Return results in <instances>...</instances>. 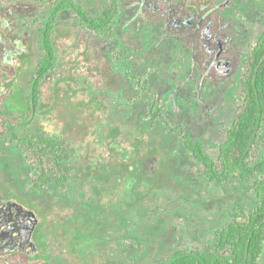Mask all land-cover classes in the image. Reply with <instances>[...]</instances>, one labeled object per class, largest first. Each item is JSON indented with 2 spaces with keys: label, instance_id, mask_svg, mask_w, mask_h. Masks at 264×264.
<instances>
[{
  "label": "rangeland",
  "instance_id": "obj_1",
  "mask_svg": "<svg viewBox=\"0 0 264 264\" xmlns=\"http://www.w3.org/2000/svg\"><path fill=\"white\" fill-rule=\"evenodd\" d=\"M88 1L84 0L85 4L90 6L91 4ZM121 1L122 13L118 32L121 35L126 34L127 37H132L129 46L133 42L138 49L143 45V38L147 39L146 46H148L149 54L148 57L147 52L145 55L146 61H149L147 70L148 72L151 71L154 76L157 74V70L160 73L157 81L153 78L154 76H151L150 79V84L156 89L158 96L161 98L164 92H170L168 89L169 84L172 83L171 80L174 83L176 81L192 82L190 80L192 74L190 73V59L192 55L188 44L189 30L187 28L182 32L162 30V25L165 21L167 22V17L164 19L163 12L169 11L168 15L175 17L176 20H182V16L189 17L186 16L188 14H186L185 0ZM215 2H221L222 6L210 16L211 19H202L201 26L197 24L198 16L197 18H190V16L188 26L193 29L202 27L200 31L207 26L206 38L208 36L212 38L218 35L217 27L220 23H223L221 35H224L222 36L224 39L229 40L230 50L228 54L233 55L236 66L233 67L229 75L220 73L218 77L213 76L207 80L200 74L204 66L193 74L197 77L201 76L198 83L206 85L207 88L209 86L210 92L214 91V94L223 95L224 101L216 117L215 111L210 113H213L215 119L210 120V122H214V125L208 129L204 128V121L202 123L195 118L197 114L192 115V111L189 110L191 109L189 100L186 101L184 106L180 103L178 108L180 112H187L185 115L188 116L190 122H193L192 127L204 129L203 137H205L207 151L217 160L218 150L211 149L210 145L224 140V136L220 132L221 128L236 117L237 107L242 103L239 83L244 73L242 61H244L243 58H245L250 46L257 42L262 33L264 0H225L224 2L223 0H215ZM139 3H142V6L148 12L146 16L139 12ZM225 3L227 4L225 5ZM154 5L157 6L154 7ZM89 9L93 11L92 8ZM39 10H41V6L36 5V12H39ZM67 17L73 18L71 15H67ZM72 22L76 27H79L78 22L74 20ZM143 29H148L150 34L146 36ZM201 40V43H203L204 39ZM160 45H163V47ZM18 47L23 54L20 59L10 64L13 66V70H7L13 81L6 85V80L2 75L7 71L0 70L2 74L0 76V91H3L4 87L7 86L6 91L8 90V93H10V97L17 99L20 95L19 81L29 67V59L24 55L28 46L22 42ZM173 58L175 59L174 64L171 63L169 67V62ZM121 67L122 65L119 64L117 69L120 70ZM142 67L144 66L139 65L134 68L143 73L145 69ZM96 68L92 67L95 72ZM154 69L157 70L153 72ZM160 82H162V87ZM75 86L87 96L91 94L93 89L92 83L77 82ZM183 88L185 91L190 92L189 85ZM225 91L228 94L226 103ZM1 93L5 96L4 91ZM161 100H163V97ZM49 111V119L45 116L44 120H48L50 129L56 127L61 129V125L56 122L59 113L55 108ZM166 111L165 115L170 118L173 111L172 103H169ZM132 113V109L119 107L116 112L111 113L110 121L103 124H99V121L90 126L91 128H88L85 134L87 137L88 135L90 137H101L103 136L100 132L102 128H111L114 124L113 121L122 122ZM104 119L105 117L101 118V120ZM78 125H81V123L78 122ZM137 129L140 132L146 131V121L143 119L138 121ZM109 135L115 138L117 143L121 137V133L118 131L109 133ZM137 142L135 140L132 145ZM149 145L151 146L152 143H149ZM166 145L172 146L170 141L166 142ZM10 148L8 144L2 145L0 143V172L3 173L2 181L4 183V190L0 197L12 198L30 206L27 203L28 200L24 198L25 195H28L27 198L29 197L30 200L36 199V203H40L46 210L54 208L55 215L60 221L65 220L68 211H66L67 206L73 204L71 207L75 209L74 213H78V209L75 207L77 205L75 203L77 183L74 179L68 184L70 190L67 188L60 191L52 184L43 188L38 194L29 195V179L35 174V170L27 167L21 157H17V161L13 160L14 158L5 160L7 156L13 157V154L9 153L10 150L8 149ZM117 149L120 154L126 155L124 152L126 150L125 146L119 143ZM175 150L182 153L181 150L176 148ZM76 151L79 155L77 164H84L82 157L85 156V148L78 144ZM180 157L181 155H178L177 167L180 169L181 174H177L175 182H173L174 176L172 177L169 171L174 167L175 162L162 159L150 163V170H147L143 169V163L139 161L128 162L127 158L122 156L126 160L125 170L126 164H128V170L134 169V174L128 173L129 177H123L119 174L117 186H114V189H112L113 185L107 186L105 189L101 184L102 180L96 181L97 184L92 186L94 192L92 200L88 201L86 199L84 200L85 204L80 205L83 210V217L76 218V216L70 218L67 222L64 241L68 254L64 251L61 255L58 254L61 247H57L56 242L59 241V244H61L62 239L60 236H53L52 247L48 248L47 251L45 250L49 255L47 260L42 262L37 259L29 264H133L135 259H138L140 264H161L180 249L210 251L211 244L215 241L216 230L232 220L230 212L241 204L245 205L247 210H252L255 195L251 192L248 182H242L235 178L220 188L211 183L210 185H204L202 179L203 168L193 158L185 157V160H181ZM220 167L221 165L218 163V168L220 169ZM154 170L162 172L163 176L161 178L164 179L165 177V181H168V183L156 185L159 183H156L152 176ZM168 177L170 180H168ZM86 184L83 182L81 189L84 190L85 188L86 192H89ZM119 187L121 190L118 189ZM223 197L225 200H223ZM57 205L58 208H55ZM101 212L107 213L106 216H102ZM6 259L7 264H10V262L12 264H24L25 260L23 256L17 257V255H7ZM260 264H264V254Z\"/></svg>",
  "mask_w": 264,
  "mask_h": 264
},
{
  "label": "flooded vegetation",
  "instance_id": "obj_2",
  "mask_svg": "<svg viewBox=\"0 0 264 264\" xmlns=\"http://www.w3.org/2000/svg\"><path fill=\"white\" fill-rule=\"evenodd\" d=\"M55 1L57 0H0V70H13V66L10 64L21 58L23 53L18 46L22 42L28 46L24 55L29 59L27 72L19 81L20 95L18 99L10 97V93H8V90L6 91L7 86H5L3 90L5 96L1 93L3 91H0V110L8 109L14 113H22L27 110L26 105L30 92V79L36 73L37 66L43 58L41 29L46 24L47 16L51 13ZM74 1L83 4L94 15L101 13L107 6L106 0H92L94 4H91L90 6L86 5L84 0ZM224 1L225 0H223V2ZM185 3L187 6L186 14H188L186 16H191L190 18H197L198 16V25H201V22H203L202 19L204 18L211 19L210 16L222 6L221 2H215V0H185ZM226 4L227 3H225V5ZM36 5L41 6L39 12H36ZM156 6L157 5H154V7ZM89 8H92L93 11ZM121 9L122 1L119 0V10L116 15V23L113 25V34L111 35L99 34L85 26L69 8L63 9L59 13L57 30L52 37L55 44L57 63L54 69H51L45 74L41 82L40 100L41 104L44 103L45 108L43 111L40 110L37 113L35 121L30 126L32 128L39 126L48 135H53L48 120L45 121L44 119L45 116L47 118L48 115H50L49 110L54 108L56 99L65 95L68 97L67 99L72 100L75 103L80 102L87 104V109H83L84 107L81 108V110H83V115L85 117L89 116L91 111H94V117H96V119L98 118L96 123L100 121L99 124L110 121L111 113L116 112L119 107L132 109L133 113L122 122L115 120L113 121L114 124L111 128H102L100 132L103 136L101 137L89 136L86 139L82 137L73 138L66 130L57 133V136H70L73 138L74 146L71 148V152L74 153L75 157L71 159L70 164L74 170L72 171V177L69 183H71L73 179L77 183V190L75 191V203L77 205L75 207H77L78 213L83 212L80 205H84L85 198H80V193L83 191L81 189L83 181L79 178L77 172H79V170L81 171V169L87 165L91 166L93 169H96V174L102 175V178H105L101 181L103 187L106 189L107 186L113 185L112 189H114V186H117L119 175L116 171L118 156L117 147L119 143L126 147V150H124L126 155H123V153L120 155L126 157L128 162L139 161L143 163V169L150 170V163L162 159L175 162L174 167L169 171L172 177L174 176L173 182H175V176L181 174L180 169L177 167V161L179 160L178 155H181V160H185V157H189L190 159L193 158L194 161L203 168L202 179L204 180V185H210L209 181L205 178L204 165L197 159L194 151L184 142V136L179 130H170L168 126H181L189 140L194 143H200L203 151L215 160L207 151L205 137H203L204 129L195 126L192 127L193 122H190L188 116L185 115L187 112L181 111V113L178 107L180 103L184 106L186 101L189 100L191 105V109L189 110L192 111V115L197 114L195 118L201 122H205V129L213 127L214 122H210V120L214 118V116L213 113H210L215 111V117L219 114L218 111L221 109L224 96L217 93L214 94V91L210 92L209 86L207 88L206 85L198 83V79L203 76L207 80L213 76L218 77L220 73L222 75H229L233 67L236 66L234 58L232 57L233 55L228 54V51L230 50L228 43L229 40L224 39L222 37L224 35H221L223 23H220L217 27V30L219 31L218 35L221 36L216 34L217 36L212 38L208 36V39L206 38L208 30V28H206L207 26L201 31L200 29L202 27H197V29L189 28V17L182 16V20H176L175 17L168 15L169 11L163 12L164 19L167 17V22L165 21L162 25L163 31L175 30L182 32L186 30V28L189 30L190 37H188V44L190 45L189 49L192 55L190 59V73H192L190 80H192V82L176 81V83H174L171 80L172 83L169 84L168 89L170 92H164L161 95L163 100H161L156 89L150 84L151 76H154V74H151V71L148 72L147 70L149 64V61H146L145 59L146 52L147 57L149 55L147 50L148 46H146L147 39L145 37L143 38V45L138 49L133 42L131 46H129L132 37H127L126 34L121 35L118 32V25L122 13ZM138 9L144 16L148 14L145 7L142 6V3H139ZM67 15H71L73 18L67 17ZM70 19L78 22L79 27H76L72 22L73 20L71 21ZM205 23H207V21H205ZM162 30L161 32H163ZM144 31L146 36L150 34L148 29H145ZM202 38L204 39L203 43H201ZM160 46L163 47V45ZM243 60L242 68L244 69L245 58H243ZM174 61L175 59L173 58L168 66L170 67L171 63L174 64ZM119 64L122 65L120 70L117 69ZM139 65L144 66L142 68L145 69V72L142 73L134 68ZM160 65L164 67L163 64L160 63ZM93 66L97 67L96 72L92 69ZM203 66L204 69L200 72L201 76L197 77L193 74L195 71L198 72V69ZM156 70L157 69H154L153 72ZM9 71L3 73V75L0 72V76L2 75L6 80V85L13 81ZM156 72L157 74L153 78L157 81V79H159L157 77L160 73H158V70ZM243 77L244 73L239 81L240 88L242 87L241 83ZM77 82H83L85 84L92 83L93 89L91 90V94L87 96L80 89H77L75 86V83ZM186 85L190 86V92L184 90L183 87ZM160 86L162 87V82H160ZM227 100L228 94H226L225 91V103ZM169 103H172L173 107V111L171 112L172 116H170V118L165 115L167 112L166 107L169 106ZM102 117H105V119L101 120ZM142 119L146 121L147 130L140 132L137 129V125L138 121H141ZM232 121L228 124H223L224 127L221 128L220 132L223 134L224 140L225 135L223 131L230 127ZM56 122L62 125V122L59 119H57ZM194 124L196 123L194 122ZM119 128H122V130ZM118 130H120L121 137L117 143L115 138L108 137L107 135L108 133H114ZM135 140H140L141 144L146 141L152 143L157 147L156 152L149 154L134 152V146L132 144ZM168 141H170L172 146L169 147L166 145V142ZM0 143L2 145L8 144V146L11 147L8 150H10L9 153L13 154V157L7 156L5 160L14 158L13 160L17 161V157H21V159L27 164V167L35 170V174L29 179V195L38 194L43 188L52 184H54L60 191H64L67 188L70 190L68 185L65 189H61L54 182L45 185L43 184L37 189H32L31 182L37 174L36 166L28 159L27 155L18 148L17 144L4 141H0ZM220 143L210 145L211 149L218 150V156L219 149L216 145ZM78 144H81L85 148V156L82 157L84 164L82 165L77 164L79 155L77 154L76 147ZM175 148L181 150L182 153L175 150ZM215 161L218 168V158ZM83 169L82 172H84ZM124 171L134 174V169L128 170V164H126V170L124 167ZM2 175L3 173L0 172V196L4 190ZM107 177L109 179H107ZM106 179L109 180L108 184L104 181ZM216 187L220 188V186ZM26 196L28 195H25L24 198L28 200L27 203L30 206L24 203L22 204L33 210L38 217V222L32 233V240L35 243L36 252L34 254H27L21 249L0 250V264H7V255H17V257L23 256L25 259L24 264L33 263L37 259L42 262L46 261L49 257L46 251L48 248L52 247L51 243L54 242L53 236H60L62 239L61 244H59V241L56 242L57 247H61L58 254L61 255L63 251L68 254L64 238L66 233L65 229L67 227V222L70 219L71 212H75V209L71 207L73 204L66 207V211H68L66 212L65 220L60 221L55 215L54 208L46 210V208L40 203H36V199L30 200V198H27ZM224 197L223 200H225ZM58 205L55 206V208H58ZM10 264H12V262H10Z\"/></svg>",
  "mask_w": 264,
  "mask_h": 264
},
{
  "label": "trees",
  "instance_id": "obj_3",
  "mask_svg": "<svg viewBox=\"0 0 264 264\" xmlns=\"http://www.w3.org/2000/svg\"><path fill=\"white\" fill-rule=\"evenodd\" d=\"M107 6L101 13L94 15L83 4L74 0H57L52 11L47 16V22L41 29V45L43 58L39 62L36 73L30 79L27 110L14 113L8 109L0 110V141L17 144L28 159L37 168V174L32 179L31 188L37 189L41 185L56 183L65 189L72 177L71 159L75 157L71 152L73 138L86 136L90 126L96 124L94 111L89 116L83 115V109L88 105L75 103L68 97L61 96L55 101L54 108L59 113V120L63 125L51 130L53 135H48L39 126L30 127L40 110L41 82L47 72L54 69L57 63L55 44L52 39L57 30L59 13L69 8L84 23L95 32L102 35L113 34V25L119 10V0H106ZM94 4L92 0L88 1ZM241 105L237 107V114L229 128L223 133L225 140L216 145L219 149L218 161L208 156L200 143L191 142L181 126H168L170 130L177 129L184 136V142L194 151L197 159L204 165L205 178L215 186H223L235 178L250 184V190L255 195L252 210H247L241 204L231 212V221L226 222L215 232V241L211 244L210 251L177 250L161 264H260L264 254V27L257 42L250 46L244 62V77L241 83ZM86 111V110H85ZM74 114V115H73ZM78 122L81 125H78ZM59 129V130H58ZM68 131L70 136H57V133ZM122 130V128H119ZM120 132V130H118ZM85 135V136H84ZM110 137L109 133L107 135ZM133 151L136 153H154L157 147L150 146L148 141L137 140ZM116 171L121 176L129 177L124 171L126 160L117 152ZM84 168V169H83ZM77 175L83 182H88V191H82L80 198L92 200L93 188L96 181L103 180L102 175L96 174V169L91 166L83 167ZM124 171V172H122ZM122 172V173H121ZM76 175V176H77ZM77 176V177H78ZM156 185H165L161 177L162 172H152ZM167 176V175H166ZM106 177V176H105ZM169 178V177H168ZM107 179H109L107 177ZM104 180L108 184L109 180ZM170 180V178L168 179ZM120 186V185H119ZM120 189V187L118 188ZM121 190V189H120ZM92 193V194H90ZM85 204V203H83ZM107 213L101 212L102 216ZM77 216V217H76ZM82 218L83 212H71L70 218ZM225 252V253H224ZM133 264H140L135 259Z\"/></svg>",
  "mask_w": 264,
  "mask_h": 264
},
{
  "label": "water",
  "instance_id": "obj_4",
  "mask_svg": "<svg viewBox=\"0 0 264 264\" xmlns=\"http://www.w3.org/2000/svg\"><path fill=\"white\" fill-rule=\"evenodd\" d=\"M38 222L35 212L14 199L0 197V250L36 252L32 233Z\"/></svg>",
  "mask_w": 264,
  "mask_h": 264
}]
</instances>
